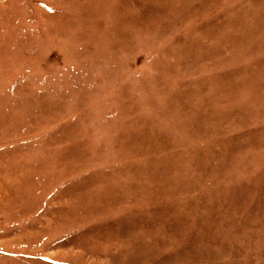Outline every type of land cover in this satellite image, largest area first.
<instances>
[{"label":"rangeland","instance_id":"obj_1","mask_svg":"<svg viewBox=\"0 0 264 264\" xmlns=\"http://www.w3.org/2000/svg\"><path fill=\"white\" fill-rule=\"evenodd\" d=\"M0 264H264V0H0Z\"/></svg>","mask_w":264,"mask_h":264}]
</instances>
